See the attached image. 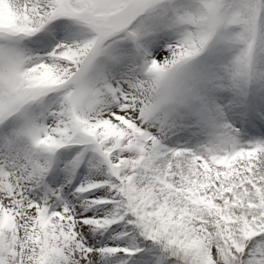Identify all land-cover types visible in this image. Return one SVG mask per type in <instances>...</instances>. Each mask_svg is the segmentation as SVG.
Masks as SVG:
<instances>
[{
	"label": "snow or ice",
	"instance_id": "1",
	"mask_svg": "<svg viewBox=\"0 0 264 264\" xmlns=\"http://www.w3.org/2000/svg\"><path fill=\"white\" fill-rule=\"evenodd\" d=\"M0 264H264V0H0Z\"/></svg>",
	"mask_w": 264,
	"mask_h": 264
}]
</instances>
